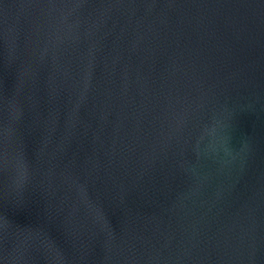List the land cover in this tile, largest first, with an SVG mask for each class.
I'll return each instance as SVG.
<instances>
[{
  "label": "water",
  "instance_id": "1",
  "mask_svg": "<svg viewBox=\"0 0 264 264\" xmlns=\"http://www.w3.org/2000/svg\"><path fill=\"white\" fill-rule=\"evenodd\" d=\"M0 264H264V0H0Z\"/></svg>",
  "mask_w": 264,
  "mask_h": 264
}]
</instances>
